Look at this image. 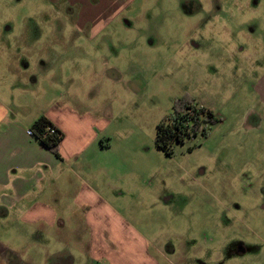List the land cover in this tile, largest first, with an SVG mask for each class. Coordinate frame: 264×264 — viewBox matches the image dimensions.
<instances>
[{
	"label": "rangeland",
	"instance_id": "374dc122",
	"mask_svg": "<svg viewBox=\"0 0 264 264\" xmlns=\"http://www.w3.org/2000/svg\"><path fill=\"white\" fill-rule=\"evenodd\" d=\"M84 3L102 0H0V105L25 122L51 108L108 122L95 137L126 224L105 237L113 257H94L85 207L2 208L0 264H145L135 233L154 264H264L262 131L248 128L263 107L264 0H112L94 24ZM187 96L219 121L166 155L156 125Z\"/></svg>",
	"mask_w": 264,
	"mask_h": 264
},
{
	"label": "crops",
	"instance_id": "0c3cea01",
	"mask_svg": "<svg viewBox=\"0 0 264 264\" xmlns=\"http://www.w3.org/2000/svg\"><path fill=\"white\" fill-rule=\"evenodd\" d=\"M110 1L102 0L99 7L84 3L79 17L94 24L104 15L111 16L119 6L109 4ZM260 85L263 107L253 121L259 119L261 122L249 123L248 128L262 131L264 148V77ZM13 113L0 105V209L23 208L25 218L39 219L47 218L50 209L58 208L57 204L62 208V202L70 203L66 205L69 207H85L84 221L90 229L91 255L112 258L105 237L108 235V239L115 240L126 222L110 202L109 198L115 201L116 196L110 197L107 191L110 174L105 152L109 143L95 137L94 128L104 130L108 122L89 115L80 116L66 108L49 109L46 115L64 133L59 156H56L31 135L29 127L34 119L25 122ZM262 152L264 154V149ZM52 186L54 189L50 190ZM27 193L33 201L29 206L20 207ZM105 224L109 225L108 233ZM135 236L140 248L137 247L138 255L142 257L139 262L154 264L144 252L146 239L140 233Z\"/></svg>",
	"mask_w": 264,
	"mask_h": 264
},
{
	"label": "trees",
	"instance_id": "16d2710c",
	"mask_svg": "<svg viewBox=\"0 0 264 264\" xmlns=\"http://www.w3.org/2000/svg\"><path fill=\"white\" fill-rule=\"evenodd\" d=\"M219 119L213 112L199 105L194 99L181 97L173 104V111L164 116L156 125L155 145L166 155L172 154L175 142L196 134L206 135L205 124H214ZM29 131L51 153L59 156V144L64 133L56 127L46 114L37 117Z\"/></svg>",
	"mask_w": 264,
	"mask_h": 264
}]
</instances>
